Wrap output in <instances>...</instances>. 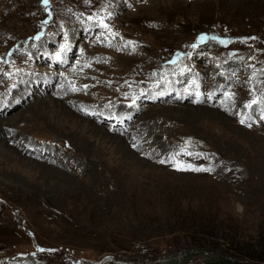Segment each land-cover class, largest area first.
<instances>
[{
	"label": "rangeland",
	"instance_id": "obj_1",
	"mask_svg": "<svg viewBox=\"0 0 264 264\" xmlns=\"http://www.w3.org/2000/svg\"><path fill=\"white\" fill-rule=\"evenodd\" d=\"M0 102V264L264 258V0H0Z\"/></svg>",
	"mask_w": 264,
	"mask_h": 264
},
{
	"label": "bare ground",
	"instance_id": "obj_2",
	"mask_svg": "<svg viewBox=\"0 0 264 264\" xmlns=\"http://www.w3.org/2000/svg\"><path fill=\"white\" fill-rule=\"evenodd\" d=\"M19 78V77H18ZM52 76H49L48 78H47V81H45V83H47L48 84V86H47V84H45L46 86L45 87H42V85H38V86H35L34 87V85H33V83H32V85H33V87H32V85L31 86H27V83H25L26 81H25V79H22V81L21 80H19L20 82H24V83H22V85L20 86V88H18L17 90L18 91H14L13 92V94H15V93H17L18 95L16 96L19 100L18 101H16L15 99H13L15 96H12L11 98L12 99H9L8 100V102H13V105L14 104H20V103H25V104H29L30 102H29V100H27V99H25V94H22V93H28L29 91H31V94L34 96L33 98L35 99L36 97H35V95H37V94H40V93H43L42 94V97H43V95L44 94H46V93H48L49 92V90H51L50 88H51V86H50V83H49V81H52ZM7 89H8V87H7ZM37 93V94H36ZM21 94V96L20 97H18L19 95ZM63 94V92L60 90V91H58V92H56V93H54L53 94V97L52 96H47V98H51L50 100H47V98H46V102L44 103L43 102V104H42V100H40L39 101V99H38V101H37V104H35V105H32V106H28V105H24L23 106V108L21 109V114H20V117H22V114H25V113H30V114H33L32 116H30L29 118H28V120L27 121H36V120H38V119H42V117L44 118V115H43V113H44V111H45V109H46V105H47V102L49 103L48 104V106L49 105H51V104H59V106H62L63 108H65V110H68L70 113H69V115L71 114V116L72 117H75V118H73L72 119V126H73V128H78V129H80V130H84V131H86V132H97L98 131V125H97V122H93V121H91V123L90 122H87L88 120H83L82 118H80V113H83L84 111H86V107H89V105L88 106H86V105H79V106H77L78 105V103L77 102H75L74 101V99H72L71 97H70V95H67V97H66V101L69 103V101H72L73 100V103L72 104H68V107L67 106H63L61 103V101L59 100V98H62L61 96H63L62 95ZM54 95L57 97V99H55L54 98ZM41 96V95H40ZM32 98V99H33ZM72 100H71V99ZM69 100V101H68ZM33 101H35V100H33ZM6 104H7V102H5ZM32 104V103H31ZM45 105V106H44ZM5 106V105H4ZM4 106H1V102H0V133H1V131L3 130V129H5V128H7V129H10V131H13L12 130V128L10 127V126H8L9 124H12V125H14V120L16 119V118H14V119H12V117L10 118V120H7V118H3V119H1L2 117H4V115H6V114H8L9 112L8 111H10L9 110V108H6L5 110H3L2 108L4 107ZM13 108V106L11 107V109ZM61 109V108H60ZM89 109V108H88ZM48 110V109H47ZM56 112V111H55ZM54 112V113H55ZM63 112V111H62ZM88 112V111H87ZM60 114V113H59ZM78 114H79V116H78ZM89 114V113H88ZM58 115V114H57ZM95 115V114H94ZM52 116V115H51ZM59 116V115H58ZM66 116V115H65ZM100 116V115H99ZM108 117H109V115H107ZM19 117V118H20ZM25 117H26V115L23 117L24 119H25ZM6 119V120H5ZM23 119V120H24ZM61 119V118H60ZM66 119V118H65ZM97 120V119H96ZM80 122H83L84 124H81L80 125ZM19 123V122H18ZM16 124V123H15ZM49 124V123H48ZM10 131H8V133L10 132ZM99 132V131H98ZM97 132V133H98ZM102 132V131H101ZM100 132V133H101ZM24 137V136H23ZM134 137V136H133ZM11 140H0V146L1 147H3L4 148V151H3V154H4V156L5 155H7V156H9L8 158H11V160H15L16 159V156L17 157H19V158H23L21 155H22V153H23V151L25 150V153H27L28 155H30V156H36V152L39 150L34 144L33 145H31V144H29V143H27V141L25 140V139H22L23 140V144H22V142H21V140H18L17 139V137H15V138H12V136H10L9 137ZM17 140H18V142H17ZM10 142H12L13 144H14V147L13 148H7L6 147V145H8ZM20 143V144H19ZM22 144V145H21ZM2 148V149H3ZM30 148V149H29ZM41 148V147H40ZM38 149V150H37ZM44 149V148H43ZM53 151V150H52ZM85 152V151H84ZM55 153V152H54ZM33 154V155H32ZM56 154V153H55ZM16 155V156H15ZM59 156V155H58ZM1 157H3V156H1ZM43 157V156H42ZM47 158H51V156H49V157H47ZM46 158V159H47ZM6 159V157H4V160ZM38 159V158H37ZM64 159V158H63ZM17 160H18V158H17ZM28 160H29V163L31 162V164L33 163V164H36L37 166H39L40 167V165H43V166H58V167H56L57 169H60L61 167H64V165L60 162L62 159H61V157H56L55 156V158L54 159H50V161H49V164L48 163H45L44 162V164H40V163H35L33 160H31L30 158H28ZM28 160H26V161H28ZM42 160V159H41ZM55 160H58V163H57V161H55ZM66 160V159H65ZM68 160V159H67ZM6 161V160H5ZM39 161V160H38ZM68 162V161H67ZM66 162V163H67ZM8 163V162H7ZM69 163V162H68ZM69 165V164H68ZM67 165V166H68ZM16 166V165H15ZM42 166V167H43ZM41 167V168H42ZM70 167V166H69ZM69 167H68V169H69ZM43 169L45 170V167H43ZM41 174H42V172H41ZM53 176V175H52ZM45 178V177H44ZM46 178H48V177H46ZM55 179V178H54ZM48 181V180H47ZM28 193H30V192H28Z\"/></svg>",
	"mask_w": 264,
	"mask_h": 264
},
{
	"label": "trees",
	"instance_id": "obj_3",
	"mask_svg": "<svg viewBox=\"0 0 264 264\" xmlns=\"http://www.w3.org/2000/svg\"><path fill=\"white\" fill-rule=\"evenodd\" d=\"M200 229H202V227ZM194 242L198 246L195 250L186 251L181 256H173L166 261H151L149 264H188L193 256L199 254L200 251L198 248L205 247L204 241L200 238ZM244 257L243 259L234 257L230 255L228 251L222 250L220 255L208 256L200 264H264V258H257L252 253L244 255Z\"/></svg>",
	"mask_w": 264,
	"mask_h": 264
},
{
	"label": "snow or ice",
	"instance_id": "obj_4",
	"mask_svg": "<svg viewBox=\"0 0 264 264\" xmlns=\"http://www.w3.org/2000/svg\"><path fill=\"white\" fill-rule=\"evenodd\" d=\"M45 4H47V0H45ZM201 39H203V37ZM193 47H195V45H193ZM163 162L164 161H161V163H163ZM177 170H179V171H187V170H192V171H207L208 169H196V168H193L191 165H187V166L177 165Z\"/></svg>",
	"mask_w": 264,
	"mask_h": 264
}]
</instances>
